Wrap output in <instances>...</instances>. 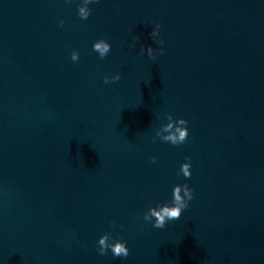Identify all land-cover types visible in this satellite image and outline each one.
Here are the masks:
<instances>
[{"label": "water", "instance_id": "1", "mask_svg": "<svg viewBox=\"0 0 264 264\" xmlns=\"http://www.w3.org/2000/svg\"><path fill=\"white\" fill-rule=\"evenodd\" d=\"M80 6L0 0V264H264V0ZM184 184L178 220H144Z\"/></svg>", "mask_w": 264, "mask_h": 264}, {"label": "clouds", "instance_id": "2", "mask_svg": "<svg viewBox=\"0 0 264 264\" xmlns=\"http://www.w3.org/2000/svg\"><path fill=\"white\" fill-rule=\"evenodd\" d=\"M67 3H71L72 0H66ZM90 3H99V0H83V6H80L78 8V15L81 19L87 20L90 15V9L88 8V5ZM64 21H60V26L63 27ZM160 28L159 24H156L155 28L152 29L150 32V38L159 44H163L162 40H157V37L159 36L158 29ZM135 40H139V37H135ZM135 44H133V47ZM93 50L97 52L101 59L105 58L107 54L111 50V46L109 43L105 42L103 39L97 41L93 45ZM145 50V45L141 44V55H143ZM147 54L150 59H155L153 48L151 46H147L146 48ZM160 54H163V49H160ZM72 61H78L79 60V53L76 51H73L71 54ZM120 75H115L111 77V81L109 80V77L104 78V83L108 84L110 82L115 83L120 80ZM167 119L169 121L168 126L164 128L165 131H168L169 129H173L169 135L160 137V139L164 142H170L172 145L179 146L185 142H187L188 138V129L186 125L188 124V121L185 119H180L178 121L173 120V117L171 115L167 116ZM157 136H159V132L156 133ZM153 142H155V138H153ZM157 158L155 156L151 157V162L156 163ZM186 160H188L187 163H184L181 165L180 173L183 174L185 178L191 177V158L186 157ZM183 193L181 195L180 193ZM173 206H168L167 204L163 206H158L155 208H150L149 211L144 215L145 221H153V227L156 229H164L168 221L178 220L181 217L182 212L188 208V202L193 199V190L188 187L187 184L184 185H177L173 190ZM122 239V238H121ZM111 250L114 257H120V258H127L129 256V249L126 247V242H120L117 241L115 243L110 242V235L106 234L102 236L98 241V248L97 251L100 255H105L107 250Z\"/></svg>", "mask_w": 264, "mask_h": 264}]
</instances>
